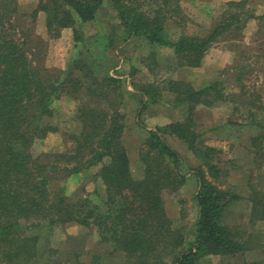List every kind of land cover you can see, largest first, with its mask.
I'll use <instances>...</instances> for the list:
<instances>
[{
  "label": "trees",
  "instance_id": "16d2710c",
  "mask_svg": "<svg viewBox=\"0 0 264 264\" xmlns=\"http://www.w3.org/2000/svg\"><path fill=\"white\" fill-rule=\"evenodd\" d=\"M105 2L114 9L118 25L124 30V40L141 38L150 44L172 45L179 61L175 65L180 67L199 66L206 48L220 29H228L250 18L264 19V12L255 15L248 9H242L244 12L227 9L225 12L229 13V18L216 24L205 39L182 35L171 42L168 41L166 23L173 20L172 13L180 8L179 0H40L31 16V23L40 9L46 12L48 27L59 20L63 22L61 26H74L93 18ZM245 3L230 1L227 5L238 7ZM24 16L17 0H0V264H29L38 253L39 236L23 233V220L38 218L51 224L57 221L54 219L57 215L63 216L65 221L95 223L103 240L113 238L108 250L94 254L96 264H110L113 255H121L120 264H200L208 254L234 257L262 247L261 244L251 245L260 239L262 232L257 231L256 234L225 219L227 208L239 195L231 190L232 185H225L222 169L213 161L212 153L217 149L205 144L200 139L201 133L196 130V108L213 105L214 97H225L226 80L218 77L196 88L182 79H171V85L168 83L163 87L166 90L170 88L168 90L174 93L177 105L183 106L182 117L149 131L145 140L147 147L141 153L145 159V171L141 178L135 179L120 139L123 128L119 111L121 96L116 105L112 98L119 93V80L107 71L97 70L104 60L100 54L96 57L87 55L91 53L89 46L78 52V57L65 72L52 73L54 70L44 65L29 63L27 51L39 38H34L31 30L26 36L21 33L16 20L20 22ZM16 25L20 30L19 36H24L20 42L10 37L11 29ZM13 32L15 36L18 34ZM84 36L80 30L75 37L80 42ZM150 53L153 56L151 59L145 57L146 60L158 62L156 51ZM146 64L150 65L148 61ZM157 87L149 83L143 88L147 101H160L159 97L156 98L160 91H153ZM60 88L70 95L75 93L76 99L83 91L92 93L100 98V104L80 103L82 97H79L77 118L81 125L79 131L71 135L72 146L67 150L44 151L33 156L28 146L34 138L42 137L51 128L44 119L52 114L51 105L54 98L59 97ZM101 101L106 102L107 107L101 108ZM262 122L255 115L250 120L254 126L264 128ZM163 134L185 142L195 156L205 161L185 175L180 168L179 153L164 140ZM263 141V132L251 138L255 146L263 144ZM105 156L109 159L101 164L97 173L105 186L107 206L104 211L89 206V201L82 197L70 199L71 202L67 196L58 197L54 204L48 201L47 175L42 171L65 169L75 173L84 166L102 161ZM148 158L153 160L149 164ZM191 175L198 182L195 195L198 214L187 237L165 212L161 193L171 186L179 189ZM258 179V187H250L251 223L264 220V173H260ZM116 204L118 206L114 208ZM114 218H118L117 224ZM131 223L128 231L118 229ZM25 226L35 227V223ZM186 239H189L187 245ZM51 251L54 249L49 248L48 252ZM168 252L170 257H165Z\"/></svg>",
  "mask_w": 264,
  "mask_h": 264
},
{
  "label": "rangeland",
  "instance_id": "374dc122",
  "mask_svg": "<svg viewBox=\"0 0 264 264\" xmlns=\"http://www.w3.org/2000/svg\"><path fill=\"white\" fill-rule=\"evenodd\" d=\"M39 1L17 0L21 12L25 14L23 20L20 22L16 20L21 33L26 36L31 30L33 37L39 38L27 51L28 62L44 65L54 70L52 73H58L59 70L65 72L70 69L71 62L78 57V52L85 50V47L91 48V53L87 55L96 57L100 54L104 61L97 70L102 73L107 71L119 80V91L117 90L119 93H115L112 98L116 100L114 101L116 105L121 96L119 111L122 114L123 128L120 139L129 156L130 172L135 179L141 178L145 171V159L141 153L147 147L145 140L149 131L182 117L183 106L177 105L174 93L168 90L170 88L166 90L163 87H167L168 83L170 86L171 79H182L196 88L218 77L226 80L225 97H214L213 105L196 108V130L201 133L200 139L202 138L205 144L217 149L212 153L213 161L222 169L225 185H232L231 190L239 195V198L227 208L225 219L239 223L256 234L257 231L262 232L260 239L251 244L252 246L261 244L262 247L234 257L208 254L203 257L200 264L228 262L264 264V220L255 223L249 221L252 193L250 187H258V176L264 173V141L259 146L251 143L253 135L264 133V128L250 123L255 115L256 119H262L264 124V19L246 20L228 29H220L206 48L199 66L180 67L175 65L179 61L172 45L150 44L141 38L124 40V30L120 24L118 25L119 21L115 18V11L109 2L102 4L88 21L74 26H61L63 22L59 20L55 25L48 27L45 23L46 12L40 9L35 13V20L31 23V16ZM179 6L178 11L171 15L174 17L173 20L166 23L168 41L171 42L182 35L205 39L216 24L224 23L229 18V13L225 12L227 9L234 12L248 9L258 15L264 11V3L260 5L248 1L242 6L235 7L213 0H180ZM11 30L10 37L12 39L15 37L20 42L24 36H19L18 26ZM77 30H81L85 35L80 42L75 37ZM13 31L18 34L15 36ZM77 44L79 45L76 46ZM152 50L158 54L155 59L158 58L159 61H151V64L145 57L151 59ZM147 61L150 65L146 64ZM73 71L78 72L76 68ZM55 76L56 74L53 75ZM149 83L158 86L153 91H160V96L156 97H159V102L147 101L143 88ZM74 95L75 93L70 95L65 89H59V97L54 98L51 105L52 114L44 115V122H48L51 128L42 137L34 138L28 146V151L33 156L44 151L67 150L72 146L71 135L77 133L81 125L77 118L79 97H82L80 103L93 106L100 104V98L92 93L83 91L77 99ZM102 107H107L106 102L101 101ZM163 137L179 153L180 168L185 175L191 168L205 161L204 158L195 156L180 139L168 134H163ZM108 159L109 157L105 156L102 161L84 166L75 173H69L65 169L42 171V174L47 175L48 201L54 204L59 200L58 197L67 196L69 202L70 199L82 197L89 201V206H96L100 212L104 211L107 206L105 186L97 173L101 164ZM152 161L148 158L147 164ZM221 185L225 186L222 183ZM197 188L198 182L195 176L191 175L179 189L175 190L171 186V189H164L161 193L165 212L175 226L183 229L187 237L198 214L195 200ZM116 206L118 205H113L114 208ZM110 216L113 217L112 214ZM54 219L57 221L51 224L38 218L23 220L22 223L25 225L34 222L35 227L27 228L23 224L21 231L39 236L38 253L29 264H96L94 254L102 253L110 247L113 238L103 240L95 223L65 221L60 215ZM114 219L117 224L118 218ZM131 225L132 223L118 229L128 231ZM188 241L189 239H186L185 245ZM49 248L54 251L48 252ZM170 255L168 252L165 257ZM111 258L110 264H120L121 255H113Z\"/></svg>",
  "mask_w": 264,
  "mask_h": 264
},
{
  "label": "crops",
  "instance_id": "0c3cea01",
  "mask_svg": "<svg viewBox=\"0 0 264 264\" xmlns=\"http://www.w3.org/2000/svg\"><path fill=\"white\" fill-rule=\"evenodd\" d=\"M180 1V0H179ZM214 2H218V3H227V2H230V1H245V2H253L255 4H263L264 3V0H213ZM259 7V6H258ZM264 12V11H263ZM255 15H258V13H255ZM249 21L251 20H255V18H250L248 19Z\"/></svg>",
  "mask_w": 264,
  "mask_h": 264
}]
</instances>
